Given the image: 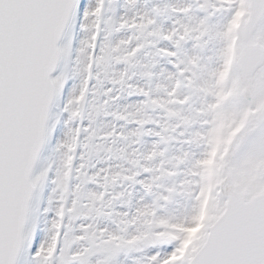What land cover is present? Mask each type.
<instances>
[{"label": "snow or ice", "instance_id": "obj_1", "mask_svg": "<svg viewBox=\"0 0 264 264\" xmlns=\"http://www.w3.org/2000/svg\"><path fill=\"white\" fill-rule=\"evenodd\" d=\"M0 264H264V0H0Z\"/></svg>", "mask_w": 264, "mask_h": 264}]
</instances>
